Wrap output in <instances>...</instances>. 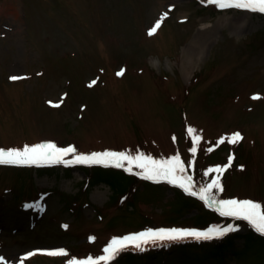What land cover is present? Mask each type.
I'll list each match as a JSON object with an SVG mask.
<instances>
[{"label":"rangeland","instance_id":"374dc122","mask_svg":"<svg viewBox=\"0 0 264 264\" xmlns=\"http://www.w3.org/2000/svg\"><path fill=\"white\" fill-rule=\"evenodd\" d=\"M229 20L248 27L240 32ZM219 22L225 27L207 35ZM189 55L197 59L191 67ZM235 132L243 139L228 143ZM46 142L79 154L126 151L157 161L179 155L198 194L166 180H139L143 170L127 171L126 161L122 168L0 164V264H68L106 255L113 238L148 229L228 225L239 227L229 236L235 247L224 254L203 241L186 258L127 261L126 250L175 248L178 241L157 240L101 263L264 264L261 233L243 219H224L199 197L219 175L223 191L211 190L210 199L264 205V13L207 0H0V148ZM229 156L223 173L208 172ZM39 166L56 168L34 170ZM56 249L67 254H44Z\"/></svg>","mask_w":264,"mask_h":264},{"label":"snow or ice","instance_id":"6c2138e0","mask_svg":"<svg viewBox=\"0 0 264 264\" xmlns=\"http://www.w3.org/2000/svg\"><path fill=\"white\" fill-rule=\"evenodd\" d=\"M209 4H215L219 8H239L248 9L253 12L264 13V0H207ZM167 13L161 16L160 20L149 30V35H153L160 27L161 21L166 17ZM122 69L117 75H123ZM24 77L12 76L10 79L18 80ZM96 81H92L89 86H92ZM258 95L253 96V99H259ZM49 103H52L51 101ZM62 103V100H61ZM54 107H59L60 104H53ZM189 133H193L195 129L189 127L187 129ZM175 140V137H173ZM200 136H195L194 141H199ZM243 139V136L239 132L231 134L227 137V142L230 144H236ZM225 137H221L219 143H224ZM197 148L194 146L191 148V152L195 153ZM211 151V149H209ZM72 154L71 159H65L66 156ZM234 157L229 156V162L224 166H217L216 168L208 169V172L223 173L228 167L231 166V161ZM127 162V171H132V166L143 170L138 175H143V178L150 179L159 182L160 180H166L171 184L183 188L191 195H197L198 193L192 191V178L185 177L184 165L179 155L172 156L166 161H157L150 156L143 154L132 155L126 151H110L105 150L103 152H92L90 154H79L74 146L58 147L53 142L39 143L34 145H24L20 148H0V164H41V163H64V164H102L105 166L113 165L117 168L125 167L124 162ZM207 174V173H206ZM223 191L220 184L219 175L216 176L211 183L206 186H202L199 190V197L208 203L211 207L216 205V211L223 216L233 217L235 219H243L254 228L255 231L264 235V205L259 202H255L250 199H227L216 200L210 199L208 193L213 190ZM64 227H67L65 225ZM238 225H228L224 228H209L207 230H194V229H148L139 233L129 234L121 238H113L111 242L105 247L103 255L97 259L88 257L84 260L72 259L68 261V264H98V261H110L114 258V255L123 248L134 245L140 248L143 244L149 241H174L182 240L188 237L196 240H210L213 238H220L226 235L228 232L238 230ZM94 239V238H90ZM35 253H28V256H32ZM44 254L49 256H64L66 251L64 249L48 250ZM5 258L0 256V261H4Z\"/></svg>","mask_w":264,"mask_h":264},{"label":"trees","instance_id":"16d2710c","mask_svg":"<svg viewBox=\"0 0 264 264\" xmlns=\"http://www.w3.org/2000/svg\"><path fill=\"white\" fill-rule=\"evenodd\" d=\"M98 175L100 177L102 175V173H99ZM102 176H104V175H102ZM260 236L262 238H259V239L264 240V236L263 235H260ZM250 241H251V239H250ZM202 242L203 241H200L198 243H202ZM193 244H195V242L193 243V242L188 241V240H181V241H178L174 244L175 248H170V247L164 245V246L151 247L148 250H143V249L133 250V249H131V250H126L124 252L126 253L125 255H126V259L128 262H130V261L136 262L135 260H137V259H139V260H143V259L150 260V259L155 258V257H160V255H161L162 259H166V258L171 257V256L177 257V256H182V255H184L186 258V257L190 256V252L193 248L192 247ZM233 247H235V245H233L231 237H228L227 239H221V240L216 241L215 244L212 246V250H213L212 253L215 254L218 252V253L224 254L225 251L233 250Z\"/></svg>","mask_w":264,"mask_h":264},{"label":"bare ground","instance_id":"6f19581e","mask_svg":"<svg viewBox=\"0 0 264 264\" xmlns=\"http://www.w3.org/2000/svg\"><path fill=\"white\" fill-rule=\"evenodd\" d=\"M231 27H234V28H236L237 30H239L240 32H242V31H244L247 27H248V25L246 24V23H243V22H241V21H239V22H232L231 20H229L228 22H227ZM225 24H226V22H219L217 25H214L213 27H211V29L209 28V29H206V33H207V35H211V33L214 31V30H216V27H218V26H224L225 27ZM201 49V47H198L197 46V48H196V50H197V52L199 51ZM197 61V59L194 57V58H192L190 55H189V66L191 67L195 62Z\"/></svg>","mask_w":264,"mask_h":264}]
</instances>
